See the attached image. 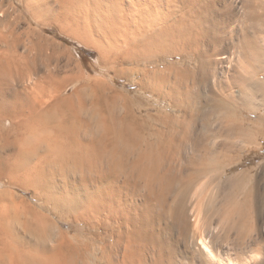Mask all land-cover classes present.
<instances>
[{"label": "bare ground", "instance_id": "1", "mask_svg": "<svg viewBox=\"0 0 264 264\" xmlns=\"http://www.w3.org/2000/svg\"><path fill=\"white\" fill-rule=\"evenodd\" d=\"M21 2L154 99L0 19V264H264V0Z\"/></svg>", "mask_w": 264, "mask_h": 264}, {"label": "rangeland", "instance_id": "2", "mask_svg": "<svg viewBox=\"0 0 264 264\" xmlns=\"http://www.w3.org/2000/svg\"><path fill=\"white\" fill-rule=\"evenodd\" d=\"M24 7L25 5L21 0H0V19L7 23V27L9 26L12 29L15 28L13 30L17 32L25 34L28 31H34L38 36L41 35L40 37L42 39L45 38V40L52 43L58 54V63L65 68V71L69 73L67 74L71 75L73 79L85 76L88 80L86 81L87 85L89 80H98L112 85L116 92L123 96H129L133 99L138 98L144 101H151V99H154L152 95L150 96L147 93L143 94L139 86L132 84L127 78H114L115 71L122 68L125 69L127 76H129L131 74L129 72V66L119 65L117 67H109V65H107V67H105L106 64L101 61L100 54L96 49L85 45L78 38L66 33L62 34L57 25H45L42 23L44 27L40 24L37 25L38 22L32 20V16L27 13ZM172 61L176 62L178 59L173 58ZM111 79L115 80L116 84H111ZM260 110V113L257 114H245L248 119L249 127H252L253 122H257V119L261 120L264 118V109L261 108ZM239 156L243 157V164L236 170H233L232 173L249 169L251 175L256 176V173L257 175L261 174L262 171L259 170L258 167L264 162V139L259 137L254 145H250L249 149L239 154ZM253 167L257 168L252 169Z\"/></svg>", "mask_w": 264, "mask_h": 264}, {"label": "clouds", "instance_id": "3", "mask_svg": "<svg viewBox=\"0 0 264 264\" xmlns=\"http://www.w3.org/2000/svg\"><path fill=\"white\" fill-rule=\"evenodd\" d=\"M21 144H23V141H21L20 144H18V147H20L21 149H23V148L21 147ZM44 147H48V146H47V145H44Z\"/></svg>", "mask_w": 264, "mask_h": 264}, {"label": "snow or ice", "instance_id": "4", "mask_svg": "<svg viewBox=\"0 0 264 264\" xmlns=\"http://www.w3.org/2000/svg\"><path fill=\"white\" fill-rule=\"evenodd\" d=\"M146 190L150 189L148 185L144 184Z\"/></svg>", "mask_w": 264, "mask_h": 264}]
</instances>
